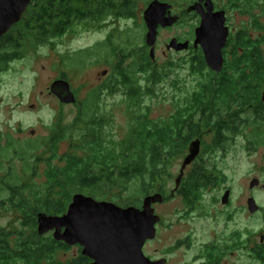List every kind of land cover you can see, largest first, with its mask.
Listing matches in <instances>:
<instances>
[{
    "label": "trees",
    "instance_id": "1",
    "mask_svg": "<svg viewBox=\"0 0 264 264\" xmlns=\"http://www.w3.org/2000/svg\"><path fill=\"white\" fill-rule=\"evenodd\" d=\"M72 1L75 0H33L21 22L0 39V66H7L21 58L29 47L36 48L63 37L79 23L102 20L106 16L128 20L137 18L138 0H98L103 6L91 13L75 8ZM152 1L144 0V3L149 6ZM159 1L170 3L173 7L177 4L176 0ZM218 1L214 0L217 10L220 9ZM195 2H180L186 7L177 25L182 24L184 18L196 20L186 36L178 37L181 42L193 41L195 29L200 25V18L187 11ZM229 3L230 8L239 9L244 15L253 17L256 8L264 5V0H229ZM118 38L119 43L114 45L111 36L105 48L101 46L99 51L108 52L107 57L113 56L120 61L119 85L128 92V116L131 118L127 136L123 140L108 141L105 126L99 121L98 106L92 104L74 119L71 126L63 127L61 123H56L49 137L42 143L38 139L20 143L10 137L5 146L0 141V173H5L0 175V204H8L10 210L17 212L22 220V228L18 230L9 231L0 227V264H86L87 259L84 257L67 262L58 260V254L70 247L56 241L53 236L39 235L38 214L65 215L73 197L79 193L99 201H105L111 196L117 205L132 207L138 206L154 192L160 170V129L150 121L149 111L137 113L135 109L141 108L143 97L152 94L151 85L158 84L163 74L158 70L156 62L152 61L149 47L137 46L131 31L122 32ZM263 42L261 38H255L250 29H243L235 35L231 33L224 48L225 66L221 73L208 68L200 48H191L194 52L192 71L197 76L208 74L195 91L193 106L205 111L214 106L239 108L234 115H229H243V129L253 128L251 145L257 148L264 145ZM91 54H87V59ZM72 57H66L70 67ZM127 59H132L133 64L122 68L120 65ZM141 73L147 75L146 86L139 81L138 75ZM61 79L66 80L65 75ZM105 89H117L116 83ZM95 90L101 91L104 88ZM207 113H204L206 119L201 125L210 122L211 115ZM195 115H198L197 112ZM66 140L70 143L69 148L60 156L61 143ZM164 142V149L167 150L164 154L172 156L180 153V147L172 146L168 140ZM41 148L49 150L48 159L34 157ZM14 159L23 161L25 172L32 174L38 173V168L32 171L33 166L29 160L46 163L48 168L44 184L38 186L34 180L28 184L24 181L26 173L22 176L13 165L6 168L4 161ZM165 164L170 165V160L166 159ZM130 190L132 197L125 198L123 194Z\"/></svg>",
    "mask_w": 264,
    "mask_h": 264
},
{
    "label": "rangeland",
    "instance_id": "2",
    "mask_svg": "<svg viewBox=\"0 0 264 264\" xmlns=\"http://www.w3.org/2000/svg\"><path fill=\"white\" fill-rule=\"evenodd\" d=\"M173 7L174 14L182 17V10L186 7L181 0H176ZM197 1V0H196ZM75 8L86 12H93L103 6L98 0L91 2L72 1ZM216 3V2H215ZM217 4V3H216ZM221 10L227 12V25L232 34H237L243 29H250L255 38L264 41V5L258 6L254 16L244 15L239 9L230 8L229 0H219ZM144 0H138L137 18L121 19L114 16H106L102 20H89L86 23H79L75 28L63 37L51 40L39 47H29L21 58L14 60L9 65L0 66V141L3 145L13 138L20 143H26L32 139L44 142L49 137L51 128L56 123L63 127L71 126L78 116V110L74 106L63 107L61 101L52 95L51 87L55 81L65 75L66 80L71 84L73 90L79 94L82 101L86 100L88 92L101 87L116 83L114 93L106 92L101 98L99 115L104 116L106 121V133L108 141L117 142L123 140L129 130L131 118L128 116L129 103L126 99V89L119 85L120 76L118 66L119 58L107 57L108 52L99 51L102 46L105 48L106 40L112 36L113 44L119 43L120 34L124 31H131L137 46L144 47L146 44L147 29L144 30V13L147 9ZM218 9V10H220ZM183 19V18H181ZM182 24H175L172 28L161 29L156 44V64L163 76L158 84L151 85L152 94L145 95L140 109L137 113L149 111L151 121L159 126L164 120L175 113L176 103L192 95L199 85L205 81L207 75H198L192 71L191 59L194 56L193 50L176 52L169 51L167 46L173 39L186 36L191 31L190 27L196 22L190 18H184ZM257 21V22H256ZM185 42V41H183ZM264 49V42H263ZM150 51V48H149ZM87 59V54H90ZM111 53V52H110ZM111 55V54H110ZM72 57V65L66 61V57ZM80 62L79 64L77 63ZM132 59H127L120 65L127 68L133 64ZM86 65V66H85ZM107 71V75L104 73ZM139 81L145 84V73L138 75ZM176 102V103H175ZM252 127L243 129V136L230 143L224 150L218 149L211 152L208 147L204 155V165L211 172V187L206 190V209L209 212L220 213V218L227 219L231 214H236V222L243 224L244 229L256 230L261 238L264 236V187L261 186L252 191L250 185L254 179H259L264 184V145L258 148L251 145ZM32 132H35L32 135ZM210 143V142H208ZM66 140L61 143L59 155H63L69 148ZM34 157L48 159L49 150L41 148ZM11 161V162H10ZM30 164L38 168V173L25 172V163L19 159L5 160L6 168L15 166L24 181L31 183L32 180L38 186L46 181L45 173L48 165L37 163L36 159L29 160ZM37 165H35V163ZM182 161H177L171 173L176 178L180 173ZM11 163V164H10ZM4 171L0 173L3 176ZM1 186V183H0ZM169 186H174V180H170ZM233 191L232 208L224 209L221 203L226 194L225 191ZM132 190L123 194L132 197ZM6 196V195H2ZM254 197L261 213L257 217H249L242 209L248 200ZM105 201L113 202L111 196ZM180 201H170L168 205L159 207L160 213L164 214L167 220L174 215V205ZM1 208L3 211H1ZM7 209V210H5ZM241 210V211H240ZM0 227L6 230H18L22 228V220L17 212L10 210L9 205L0 204ZM53 236V232L47 234ZM79 248L71 247L67 251L58 254L59 261H68L79 255Z\"/></svg>",
    "mask_w": 264,
    "mask_h": 264
},
{
    "label": "flooded vegetation",
    "instance_id": "3",
    "mask_svg": "<svg viewBox=\"0 0 264 264\" xmlns=\"http://www.w3.org/2000/svg\"><path fill=\"white\" fill-rule=\"evenodd\" d=\"M110 37L106 40L107 42ZM193 41H190L191 48H194ZM191 48L189 50H192ZM114 84L98 87L104 88L101 91L95 90L98 88L89 91L84 101L74 91L77 96V104L69 106L76 107L79 116L84 109L90 108L92 104H97L99 121L103 123L106 131V119L99 115V105L106 92L114 93V90L105 89ZM125 93L127 102L130 104L128 92L125 91ZM194 94L195 92L187 96L186 99H181L180 103L175 102L177 104L175 113L158 126L163 148L161 147L159 157L158 181L151 195L157 194L162 197V201L152 207L160 220L156 225L155 238L146 241L143 253L150 261L148 264H264V236H262V244H260L259 232L257 230L254 232L251 228L244 229L241 220L239 223L236 222V214H231L227 219L220 218V213L215 211L210 213L204 203L207 202L205 193L211 187L210 179H212L211 172L204 165L207 147L213 153L218 149L224 150L230 143L236 141V138L243 136V115L238 114V117L229 115H234L239 111V108L236 107L214 106L206 108V111L203 108L195 107L193 106ZM62 105L63 107L68 106L63 103ZM203 112H208L207 114L211 115L208 125H201V122L206 119ZM196 129H198L197 132ZM105 134L107 136L106 132ZM166 140L170 141L172 146L180 147V153L172 156L164 154L167 152L164 149ZM196 142L200 143L199 155L184 168L192 145ZM166 159L170 160V165L165 164ZM182 160L184 162L180 173L175 178L171 169L177 161ZM170 180H174L173 187L169 186ZM261 186L264 187V184L261 183ZM261 186L252 189V191ZM225 192L231 193L229 203L223 204L222 201L221 205L224 209L229 210L234 206L233 191L227 189ZM252 198L255 199L254 197L250 199ZM144 199L138 206L133 207L142 209ZM170 201L180 202L174 205L173 218L167 220L164 214L160 213L159 207L168 205ZM248 203H246L247 207L245 205L242 210L248 213L249 217H257L262 209L252 212ZM75 247L79 248V255L68 261L84 257L87 259L86 264L93 263L92 259L83 255L81 245H75Z\"/></svg>",
    "mask_w": 264,
    "mask_h": 264
},
{
    "label": "water",
    "instance_id": "4",
    "mask_svg": "<svg viewBox=\"0 0 264 264\" xmlns=\"http://www.w3.org/2000/svg\"><path fill=\"white\" fill-rule=\"evenodd\" d=\"M32 2L33 0H0V39L21 22ZM172 11L170 3L154 0L143 12L147 27L145 39L153 62L157 61L156 44L160 30L172 28L180 20V16ZM187 11L200 18V25L195 29V40L192 42L194 49L201 48L208 68L221 73L225 66L224 48L230 37L227 12L216 10L214 0H197ZM190 48V41L180 42L178 39H173L167 46L169 51L176 52L188 51ZM104 74L107 75V71ZM51 92L63 104H77V96L67 80L55 81ZM199 152L200 143L196 142L192 145L184 168L196 159ZM259 186V179H254L250 185L251 189ZM230 194H225L223 204L229 203ZM161 201L160 195H149L144 199L142 209H139L99 201L79 193L73 197L65 215L39 213L38 233L45 236L53 232L52 238L58 242L74 247L81 245L83 255L92 259V264H148L150 261L143 253V246L147 240L156 236V225L160 218L152 207ZM248 204L252 212L261 209L253 198Z\"/></svg>",
    "mask_w": 264,
    "mask_h": 264
}]
</instances>
